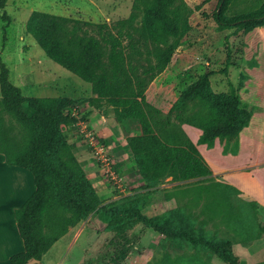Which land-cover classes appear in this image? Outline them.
I'll return each mask as SVG.
<instances>
[{"label":"trees","instance_id":"1","mask_svg":"<svg viewBox=\"0 0 264 264\" xmlns=\"http://www.w3.org/2000/svg\"><path fill=\"white\" fill-rule=\"evenodd\" d=\"M7 1L0 0V18L4 21L11 20L5 10ZM232 1L218 0L213 17L220 29L246 33L264 25V0L252 10L228 16ZM192 12L185 0H134L133 12L127 18L107 24L33 11L26 31L48 58L91 85L93 96L88 98V105L101 110L105 117L112 114L117 122L137 127L138 132L128 136L127 142L145 188L158 191L161 180L171 175L174 181L183 182L178 188L185 187L195 200L208 198L204 208L211 216L223 218L232 215L231 196L240 191L212 175L197 144L212 148L218 138L223 154L238 153L239 133L253 114L240 95L243 82L235 87L228 78V91L216 92L210 81L214 74L227 76L232 63L199 75L180 91L166 114L145 95L190 30L188 16ZM0 95L3 110L29 133L24 149H0L7 163L33 174L35 190L15 209L23 250L10 257V264H28L41 260L70 227L96 210L99 198L62 130L75 121L70 112L75 99L23 95L11 82L10 70L2 61ZM184 123L201 130L196 142L182 128ZM144 197L130 195L103 205L113 217L111 228L120 232L142 224L167 239L206 249L227 264H241L231 240L210 238L202 229L178 224L173 211L148 216L141 211ZM263 233L264 222L251 239ZM124 252L120 251V257Z\"/></svg>","mask_w":264,"mask_h":264},{"label":"rangeland","instance_id":"2","mask_svg":"<svg viewBox=\"0 0 264 264\" xmlns=\"http://www.w3.org/2000/svg\"><path fill=\"white\" fill-rule=\"evenodd\" d=\"M185 1L193 9L188 16L191 28L167 67L148 85L147 101L166 114L185 86L205 71L219 69L228 62L232 64L227 76H211L212 90L227 92L228 78L235 87L242 80L243 102L256 110L262 109L264 30L246 36L242 31L234 32V28L220 29L213 17L218 0ZM262 1L233 0L227 15L247 12ZM133 4L134 0H8L5 10L11 20L0 18V61L7 65L11 82L22 94L75 99L70 107L75 121L62 130L99 198V207L70 227L64 239L43 258V263L32 261L31 264H227L206 249L179 239H167L142 224L120 232L113 230L109 225L113 217L102 206L139 194L145 195L141 201L144 214L153 216L173 211L178 224L202 229L210 238L231 240L241 264H264V233L251 239L264 222V208L253 205L240 191L231 196L233 216L220 218L211 216L204 208L208 198L195 200L185 187L178 188L180 182L171 175L161 180L158 191L145 188L127 142L128 136L138 132L137 127L117 122L112 114L106 122L102 120V111L87 104L93 96L91 85L48 58L26 31L33 11L113 24L127 18L133 12ZM137 14L140 17L141 12ZM84 27L93 32L91 26ZM262 117L264 110H258L256 120ZM28 134L3 110L0 95V149L11 146L24 149ZM243 246H249V251ZM122 249L125 254L120 257Z\"/></svg>","mask_w":264,"mask_h":264},{"label":"crops","instance_id":"3","mask_svg":"<svg viewBox=\"0 0 264 264\" xmlns=\"http://www.w3.org/2000/svg\"><path fill=\"white\" fill-rule=\"evenodd\" d=\"M262 30L264 25L256 26L245 34L248 36L252 32ZM252 109L249 125L239 133L237 154H223V146L218 138L212 148H207L205 144H197V148L217 180L221 179L219 181L237 188L248 200L255 201L264 208V117L256 120L257 111L264 110V107ZM102 120L106 122L107 117L102 116ZM182 128L193 142L197 141L201 133L199 128L186 123L182 124ZM34 190L33 174L24 167L7 163L5 155L0 152V264H10V257L23 250L15 209L20 207ZM65 236L66 234L59 238L38 261L43 263L46 254ZM243 247L249 251V246ZM32 261L35 260H30L28 264Z\"/></svg>","mask_w":264,"mask_h":264}]
</instances>
